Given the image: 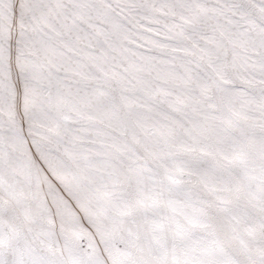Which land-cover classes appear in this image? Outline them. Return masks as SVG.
Masks as SVG:
<instances>
[{"label":"snow or ice","instance_id":"snow-or-ice-1","mask_svg":"<svg viewBox=\"0 0 264 264\" xmlns=\"http://www.w3.org/2000/svg\"><path fill=\"white\" fill-rule=\"evenodd\" d=\"M0 264H264V0H0Z\"/></svg>","mask_w":264,"mask_h":264}]
</instances>
